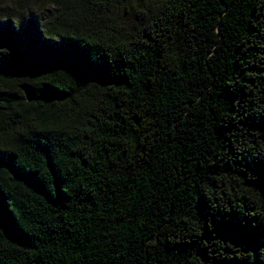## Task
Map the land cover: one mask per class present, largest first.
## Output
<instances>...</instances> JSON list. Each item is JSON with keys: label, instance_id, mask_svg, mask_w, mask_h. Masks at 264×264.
I'll use <instances>...</instances> for the list:
<instances>
[{"label": "trees", "instance_id": "trees-1", "mask_svg": "<svg viewBox=\"0 0 264 264\" xmlns=\"http://www.w3.org/2000/svg\"><path fill=\"white\" fill-rule=\"evenodd\" d=\"M0 0V264H264V0Z\"/></svg>", "mask_w": 264, "mask_h": 264}, {"label": "rangeland", "instance_id": "rangeland-1", "mask_svg": "<svg viewBox=\"0 0 264 264\" xmlns=\"http://www.w3.org/2000/svg\"><path fill=\"white\" fill-rule=\"evenodd\" d=\"M137 0H131V7L132 9H135L136 8V4H137Z\"/></svg>", "mask_w": 264, "mask_h": 264}]
</instances>
